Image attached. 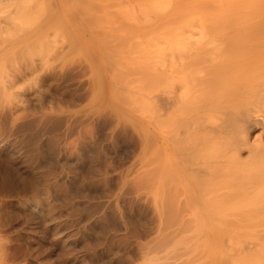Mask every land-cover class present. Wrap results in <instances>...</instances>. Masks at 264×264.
<instances>
[{"label": "rangeland", "instance_id": "rangeland-1", "mask_svg": "<svg viewBox=\"0 0 264 264\" xmlns=\"http://www.w3.org/2000/svg\"><path fill=\"white\" fill-rule=\"evenodd\" d=\"M144 2L0 0V264H264V185L191 201L175 166L183 197L159 196L167 27Z\"/></svg>", "mask_w": 264, "mask_h": 264}, {"label": "bare ground", "instance_id": "bare-ground-1", "mask_svg": "<svg viewBox=\"0 0 264 264\" xmlns=\"http://www.w3.org/2000/svg\"><path fill=\"white\" fill-rule=\"evenodd\" d=\"M144 1L167 27L154 55L160 198L250 206L264 185V0ZM175 166L183 195L168 193Z\"/></svg>", "mask_w": 264, "mask_h": 264}]
</instances>
